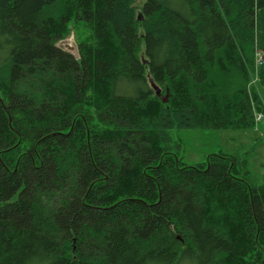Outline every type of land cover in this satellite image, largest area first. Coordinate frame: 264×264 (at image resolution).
I'll return each instance as SVG.
<instances>
[{"label":"trees","instance_id":"trees-1","mask_svg":"<svg viewBox=\"0 0 264 264\" xmlns=\"http://www.w3.org/2000/svg\"><path fill=\"white\" fill-rule=\"evenodd\" d=\"M259 87L264 0H0V264H264V178L169 134Z\"/></svg>","mask_w":264,"mask_h":264},{"label":"rangeland","instance_id":"rangeland-1","mask_svg":"<svg viewBox=\"0 0 264 264\" xmlns=\"http://www.w3.org/2000/svg\"><path fill=\"white\" fill-rule=\"evenodd\" d=\"M72 41L67 38L60 45ZM258 67L248 84L250 90L257 88L260 83ZM259 93L264 103V87H259ZM169 134L181 145L179 154L185 165H197L205 162L208 154L223 153L239 157L242 171L246 172L251 183L259 184L264 178V120L259 121L254 129L248 130L175 128Z\"/></svg>","mask_w":264,"mask_h":264},{"label":"built area","instance_id":"built-area-1","mask_svg":"<svg viewBox=\"0 0 264 264\" xmlns=\"http://www.w3.org/2000/svg\"><path fill=\"white\" fill-rule=\"evenodd\" d=\"M256 53H257L256 58L259 61L260 59H262V53L258 52V51ZM258 61H257V63H258ZM257 63H256V67L258 66ZM262 118H263V116L261 113H257V112L254 113L255 122H259Z\"/></svg>","mask_w":264,"mask_h":264},{"label":"water","instance_id":"water-1","mask_svg":"<svg viewBox=\"0 0 264 264\" xmlns=\"http://www.w3.org/2000/svg\"><path fill=\"white\" fill-rule=\"evenodd\" d=\"M150 85L151 88L154 90V92L156 93V95H158L160 98L162 97V102L166 103L167 102V98H168V94L165 95L164 97L160 94V89L154 85V83L152 82V80H150Z\"/></svg>","mask_w":264,"mask_h":264}]
</instances>
